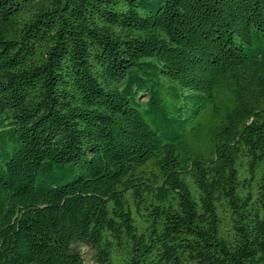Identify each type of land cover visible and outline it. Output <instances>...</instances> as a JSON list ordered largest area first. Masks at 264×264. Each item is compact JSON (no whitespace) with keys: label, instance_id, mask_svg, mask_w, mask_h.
Wrapping results in <instances>:
<instances>
[{"label":"trees","instance_id":"16d2710c","mask_svg":"<svg viewBox=\"0 0 264 264\" xmlns=\"http://www.w3.org/2000/svg\"><path fill=\"white\" fill-rule=\"evenodd\" d=\"M264 264V0H0V264Z\"/></svg>","mask_w":264,"mask_h":264},{"label":"rangeland","instance_id":"374dc122","mask_svg":"<svg viewBox=\"0 0 264 264\" xmlns=\"http://www.w3.org/2000/svg\"><path fill=\"white\" fill-rule=\"evenodd\" d=\"M82 251L84 253L85 264H96L93 260V254L88 247H83Z\"/></svg>","mask_w":264,"mask_h":264}]
</instances>
